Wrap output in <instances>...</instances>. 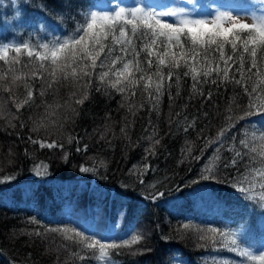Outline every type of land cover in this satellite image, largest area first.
<instances>
[{
	"label": "trees",
	"instance_id": "1",
	"mask_svg": "<svg viewBox=\"0 0 264 264\" xmlns=\"http://www.w3.org/2000/svg\"><path fill=\"white\" fill-rule=\"evenodd\" d=\"M133 3L193 7L185 0H0V43L46 42L70 34L72 18H79L83 7ZM263 3L193 0L202 15L230 6L249 11ZM42 4L49 11H42ZM147 42L146 37L134 40L137 51ZM147 59L156 57L141 52V66L153 74L155 64L148 69ZM20 60L11 71L0 61V76L6 75L0 80V178L14 177L0 184V264H103L98 249L88 251L52 231L64 227L102 242L139 234L137 243L107 249L112 264H244L218 233L215 243L200 239L213 235L210 228L231 230L255 254H264V208L231 186L251 166L246 161L259 160L264 150L258 135L264 133V113L246 115L250 102L264 103V52H258L257 68L250 72L251 57L245 54L243 72L237 62L227 79L213 72L201 75L195 87L191 74L183 75L187 68L172 69L171 81L164 68L157 99L144 81L117 91L107 83L115 80L111 74L101 82L99 74L107 68L100 67L76 79L59 75L48 87V72L33 77V70H42L28 64L26 55ZM14 76L21 79L13 83ZM245 87H255L259 97L253 100L257 93L250 97ZM29 88L32 100L17 111ZM241 139L256 153L244 149ZM33 140L57 146L41 148ZM236 151L242 152L236 167H223ZM38 165L46 166L41 175H36ZM208 166L215 168L214 179H202ZM157 191L164 195L151 199Z\"/></svg>",
	"mask_w": 264,
	"mask_h": 264
},
{
	"label": "snow or ice",
	"instance_id": "2",
	"mask_svg": "<svg viewBox=\"0 0 264 264\" xmlns=\"http://www.w3.org/2000/svg\"><path fill=\"white\" fill-rule=\"evenodd\" d=\"M185 2L193 7L171 5L157 7L146 3L115 4L106 9L98 8L95 5L86 6L79 11V18H72L75 28L68 35H54L51 40L46 42L0 43V61L9 65V71H11V65L20 64L21 55H26L29 58L28 64H32L34 69L42 70H33L31 76L38 77L42 76L43 72H48V75L52 77L48 87L56 82L59 75H63L64 79L69 76L76 79L80 76H91L89 69L95 71L97 67L107 68L106 71L99 74L101 82H104L111 74L115 80H108L107 83L117 91L124 93L127 88L137 86L141 81H144V89L152 90L149 91V96L152 99L158 98L164 86V68H169L166 74L168 81H171L175 75L172 69L181 66L187 68L188 71L183 75L191 74L194 87L201 83L198 79L201 75L208 77L213 72L218 76L223 72V78L227 79L229 71L237 62H239L237 71L243 72L245 54L251 57V64L247 71L250 72L253 68H257L258 52H264V11H261L259 15L253 13L250 17L252 22L249 23L245 22L246 14L216 10L202 15L196 10L193 0H185ZM41 10L49 11L44 4L41 5ZM57 18L62 19L61 17ZM145 37L148 42L143 43L140 50L137 51L134 40ZM109 38H111V44L106 43ZM116 46L119 48L117 49ZM226 48L229 50L226 51ZM116 51L120 55H113ZM141 52H146L147 57H156L155 61L147 59L148 69H152L155 64L153 74H149L141 66L139 60ZM10 53H14V55L10 56ZM101 55L105 57L103 60L100 59ZM128 56H131L132 59L125 60V57ZM97 60H100L99 65ZM181 61H183V65ZM213 61H216L214 68L212 67ZM221 62L223 67H221ZM118 63L122 65L120 68L116 67ZM137 73H140L138 77ZM153 75L158 79L154 81ZM3 79H6V75L0 76V80ZM20 79V76H14L13 83ZM242 80L243 76L240 80H236V83H241ZM119 85L123 86L118 87ZM4 91H10V88L5 87ZM245 92L251 97L252 93H257V89L253 87L249 90L245 87ZM132 94L135 95V92ZM258 97L259 93L252 99L255 100ZM31 100L32 91L29 88L27 98L16 103L17 111ZM82 102V100L77 101V103ZM248 108L252 111L247 112L246 115L264 113V103L250 102ZM223 135V131L218 134L219 137ZM258 135L262 141V147H264V133ZM32 143H39L41 148L57 146L55 143L36 140H33ZM240 144L249 152L256 153L257 151L255 147L249 148L245 139H241ZM247 154L243 153V155ZM241 157L242 152L236 151L234 158L225 163L223 167L227 168L230 165L236 167L237 158ZM259 157V160L253 156L246 161L251 166L246 172L241 173L240 178H234L231 186L245 199L264 208V150L259 153ZM41 168L46 169V166L38 165L36 175L42 174ZM80 170L82 172L94 171L87 167H81ZM214 171V167H206L202 179H214ZM13 178L12 176L0 178V184L7 183ZM140 182L143 183V180ZM151 187L155 188V185ZM149 195L151 199L155 200L164 193L157 191L155 194L150 193ZM182 227L187 229L188 225L185 224ZM52 231L60 232L66 240L80 245L88 251L98 249L103 264H112L107 249L130 246L142 238L137 234L131 239L122 240L119 243L102 242L95 235L86 236L77 229L64 227ZM208 232L213 235L209 236L204 233L200 239L211 240L215 243L214 236L218 233L226 241L229 251L244 258V264H264V254H255L251 251L244 245L239 234L231 232V230L225 231L216 228H210ZM36 234L40 235V233ZM73 255H77V253L74 252ZM79 258L83 260L86 257L80 255Z\"/></svg>",
	"mask_w": 264,
	"mask_h": 264
},
{
	"label": "rangeland",
	"instance_id": "3",
	"mask_svg": "<svg viewBox=\"0 0 264 264\" xmlns=\"http://www.w3.org/2000/svg\"><path fill=\"white\" fill-rule=\"evenodd\" d=\"M213 1H214V0H213ZM224 3H225V2H222L221 4H224ZM224 11H231V12H233V13H240V14H242V15H243V14H246L245 22H249V23H251L252 21H251L250 17H251V15H252L253 13L259 15L261 11H264V3L261 4V5H259V6L256 7L255 9H249V11H244V10H243V11H240L239 8L236 7V6H230L229 8H227V9L224 10Z\"/></svg>",
	"mask_w": 264,
	"mask_h": 264
}]
</instances>
